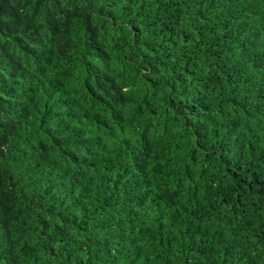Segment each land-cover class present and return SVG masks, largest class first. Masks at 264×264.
I'll use <instances>...</instances> for the list:
<instances>
[{"label":"trees","instance_id":"16d2710c","mask_svg":"<svg viewBox=\"0 0 264 264\" xmlns=\"http://www.w3.org/2000/svg\"><path fill=\"white\" fill-rule=\"evenodd\" d=\"M0 264H264V0H0Z\"/></svg>","mask_w":264,"mask_h":264}]
</instances>
